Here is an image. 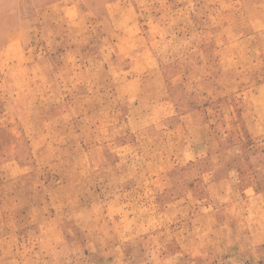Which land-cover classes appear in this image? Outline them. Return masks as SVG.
Instances as JSON below:
<instances>
[{
  "label": "rangeland",
  "instance_id": "1",
  "mask_svg": "<svg viewBox=\"0 0 264 264\" xmlns=\"http://www.w3.org/2000/svg\"><path fill=\"white\" fill-rule=\"evenodd\" d=\"M0 264H264V0H0Z\"/></svg>",
  "mask_w": 264,
  "mask_h": 264
},
{
  "label": "crops",
  "instance_id": "2",
  "mask_svg": "<svg viewBox=\"0 0 264 264\" xmlns=\"http://www.w3.org/2000/svg\"><path fill=\"white\" fill-rule=\"evenodd\" d=\"M230 170H231V169H230ZM229 173L232 174L230 171H229ZM230 174H229V176H230ZM210 192H211V193L214 192V185H212V184H211V186H210Z\"/></svg>",
  "mask_w": 264,
  "mask_h": 264
}]
</instances>
